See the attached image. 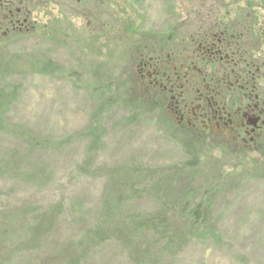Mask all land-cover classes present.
Masks as SVG:
<instances>
[{"label": "rangeland", "instance_id": "obj_1", "mask_svg": "<svg viewBox=\"0 0 264 264\" xmlns=\"http://www.w3.org/2000/svg\"><path fill=\"white\" fill-rule=\"evenodd\" d=\"M193 1L202 0H97L87 18L90 3L72 1L67 18L44 17L0 57V264H73L104 205L165 213L155 180L188 163L197 173L175 179L182 188L194 177L196 206L220 178L206 223L219 237L156 264H264V165L186 135L133 83L130 40L163 35ZM113 240L74 264H140Z\"/></svg>", "mask_w": 264, "mask_h": 264}, {"label": "flooded vegetation", "instance_id": "obj_2", "mask_svg": "<svg viewBox=\"0 0 264 264\" xmlns=\"http://www.w3.org/2000/svg\"><path fill=\"white\" fill-rule=\"evenodd\" d=\"M72 1L90 3L85 18L100 4L0 0V57L39 33L44 17L46 26L67 18ZM193 2L163 35L130 40L135 90L196 141L264 165V0Z\"/></svg>", "mask_w": 264, "mask_h": 264}, {"label": "trees", "instance_id": "obj_3", "mask_svg": "<svg viewBox=\"0 0 264 264\" xmlns=\"http://www.w3.org/2000/svg\"><path fill=\"white\" fill-rule=\"evenodd\" d=\"M198 169L190 163L175 165L170 168L175 176L155 180L154 188L160 193L152 199L162 210L164 208L165 213L140 215L126 212L121 216L117 209H113L112 202L104 205L95 227L89 230L90 234L73 248L70 256L73 264L80 261H77V257L88 253L100 241L109 239L125 244L130 252L129 257L135 256L140 264H156L171 251L181 252L194 241L200 242L206 238L216 240L219 233L214 230L211 235L206 223L212 217L211 206L216 197L214 190L220 178L209 182L211 191L207 195L208 188L203 185L205 193L197 206L196 195L189 190L194 177L187 175L182 188L178 183L179 178L175 179L179 172L195 174Z\"/></svg>", "mask_w": 264, "mask_h": 264}]
</instances>
